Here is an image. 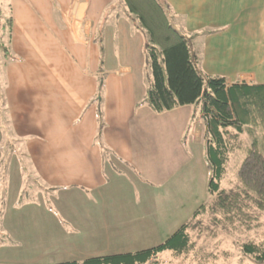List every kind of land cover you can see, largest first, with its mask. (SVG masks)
<instances>
[{
	"label": "crops",
	"instance_id": "1",
	"mask_svg": "<svg viewBox=\"0 0 264 264\" xmlns=\"http://www.w3.org/2000/svg\"><path fill=\"white\" fill-rule=\"evenodd\" d=\"M159 1L188 38L203 74L264 85V0ZM4 4L11 16L10 58L0 70V231L6 237L8 202L18 203L28 182L94 197L132 173L153 191L185 177L194 150L206 162L198 106L156 113L145 101L146 34L123 0ZM112 195L118 198V191ZM0 242V264H29L12 257L18 244Z\"/></svg>",
	"mask_w": 264,
	"mask_h": 264
},
{
	"label": "rangeland",
	"instance_id": "2",
	"mask_svg": "<svg viewBox=\"0 0 264 264\" xmlns=\"http://www.w3.org/2000/svg\"><path fill=\"white\" fill-rule=\"evenodd\" d=\"M4 3L5 0H0V52L7 44L6 38H2L1 26L10 16ZM193 157L185 177V172L178 174L160 187L155 185L153 191H145V188L152 190L153 186L132 173L111 180L107 189L94 197H87L79 189H49L28 182L18 203L14 199L8 202L4 226L10 239L2 230L0 240L18 244L12 257L29 264L82 261L87 257L133 252L161 244L181 224L192 220L193 211L200 204L211 200L207 190L210 172L205 158L196 150ZM237 164L233 157L228 161L221 188L234 190L239 183ZM177 179L183 180L181 185H176ZM115 191L118 198L112 195ZM15 193L13 190V198ZM1 212L5 211L0 206ZM209 220V215H203L191 222L203 225L190 230L194 241L192 250L179 255L167 250L158 256L159 264H264L246 256L240 247L251 240L264 242V215L260 216L258 228L249 230L211 225Z\"/></svg>",
	"mask_w": 264,
	"mask_h": 264
},
{
	"label": "trees",
	"instance_id": "3",
	"mask_svg": "<svg viewBox=\"0 0 264 264\" xmlns=\"http://www.w3.org/2000/svg\"><path fill=\"white\" fill-rule=\"evenodd\" d=\"M123 2L146 34L151 82L145 101L149 107L161 113L178 106H198L205 124L211 200L200 204L191 221L181 224L165 242L154 247L54 264H159L158 256L167 250L179 255L194 248L190 230L203 225L191 222L200 216L209 215L211 225L249 230L258 228L264 215V85L228 83L223 76L203 74L197 53L192 52L188 38L171 24L159 0ZM1 27L7 44L1 48L0 70L10 58L11 16ZM98 115L101 121L99 111ZM232 157L238 161L239 183L234 190H225L220 184ZM240 247L246 256L264 263V242L251 240Z\"/></svg>",
	"mask_w": 264,
	"mask_h": 264
},
{
	"label": "built area",
	"instance_id": "4",
	"mask_svg": "<svg viewBox=\"0 0 264 264\" xmlns=\"http://www.w3.org/2000/svg\"><path fill=\"white\" fill-rule=\"evenodd\" d=\"M78 9H77V6L73 9V11H72V14L70 15V17H69V20L70 21H74V20H76V18H77V16H78Z\"/></svg>",
	"mask_w": 264,
	"mask_h": 264
}]
</instances>
